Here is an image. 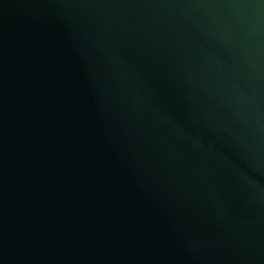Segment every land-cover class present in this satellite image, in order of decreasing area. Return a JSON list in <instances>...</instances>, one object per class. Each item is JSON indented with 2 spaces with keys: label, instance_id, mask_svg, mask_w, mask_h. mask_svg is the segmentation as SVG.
Instances as JSON below:
<instances>
[{
  "label": "water",
  "instance_id": "water-1",
  "mask_svg": "<svg viewBox=\"0 0 264 264\" xmlns=\"http://www.w3.org/2000/svg\"><path fill=\"white\" fill-rule=\"evenodd\" d=\"M0 264H264V0H0Z\"/></svg>",
  "mask_w": 264,
  "mask_h": 264
}]
</instances>
